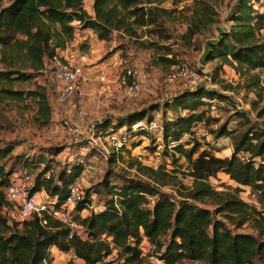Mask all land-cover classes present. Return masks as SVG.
I'll list each match as a JSON object with an SVG mask.
<instances>
[{"label":"trees","instance_id":"trees-1","mask_svg":"<svg viewBox=\"0 0 264 264\" xmlns=\"http://www.w3.org/2000/svg\"><path fill=\"white\" fill-rule=\"evenodd\" d=\"M83 1L8 0V5H0V62L10 61L12 54L23 55L34 72L42 71L47 62L50 63L55 55H59L72 42L79 29L98 32L99 39L119 30L135 34L133 26L141 28L156 24L159 16L157 12L163 10L152 5L164 0H140L146 7H135L138 5L136 0H92L93 16L84 9ZM173 1L179 3L183 0ZM133 7L135 9L130 10ZM131 18L134 19L129 22ZM232 20L230 30L223 32L210 45L208 60L235 63L238 72L264 69V40L256 37L264 29L262 0H236ZM13 75H17L15 78L18 80L32 77L31 74L17 71H0V82L11 81ZM1 92L10 98L21 99L23 96L11 90ZM27 95L38 101V113L46 121L50 114L46 95L41 92ZM212 99L217 103H232L234 107L237 103L217 90L201 88L187 90L166 103L167 111L173 116L163 121V142L166 145L169 142L178 143L185 135L193 141L191 130L199 126L205 115L199 109L203 106L212 107L207 104ZM155 110L158 108L153 112ZM237 111L242 118H248L245 110ZM146 117L143 112L133 113L112 129H109L111 123L97 125V129L107 132L126 127L127 135L136 137L145 133L132 134L130 127ZM147 119L153 120L155 117ZM231 135L232 132L225 127L218 129V138ZM174 150L188 163V177L192 180V186L184 191L174 187L175 195L160 193L158 189L166 184L164 178L168 176L162 175L160 169L154 170L139 164L136 168L141 179L125 181L119 187L110 188L103 183L109 188L110 196L105 206L96 213L91 211L88 217H77L86 239L74 237L68 240L69 230L66 227L51 220L42 226L36 216L23 222L22 230L18 231L17 223L9 225L0 215V264H48L51 248L63 253L72 251L83 264H113L107 259L112 250L110 244L122 251L124 264H137L141 254L137 243L144 238L155 245L156 255L163 264H180L183 261L188 264H264L263 213L255 215L240 200L239 194L218 192L207 182L208 178L223 173L239 187L257 192L264 205L262 134L253 128L243 132L234 139L229 158L216 157L207 150L198 153L197 142L190 149H184L179 143ZM10 153V149H0V189L8 185L15 173L13 165L8 172L1 165V161ZM196 153L198 155L194 158ZM240 154H249V158H241ZM118 158L120 154H112L109 160L113 163ZM254 159H258V163ZM24 166L38 170L43 162L27 166L25 161ZM83 168V165L75 163L68 171H61L55 179L51 164L47 162L37 173L32 192L44 191L50 198L63 201L69 186L80 178ZM47 172H51L49 179L43 177ZM241 192L238 188L237 193ZM3 194L0 191V209L8 204ZM149 197L153 200H149ZM205 202L217 207L216 214H228L226 216L231 223L217 220L212 211L201 206ZM88 206H91L89 190L83 194V200L77 202L75 212L80 213ZM235 218H238L237 224L234 223ZM249 220L254 222L257 237L235 231ZM103 235L111 238L110 243L101 239Z\"/></svg>","mask_w":264,"mask_h":264},{"label":"rangeland","instance_id":"rangeland-1","mask_svg":"<svg viewBox=\"0 0 264 264\" xmlns=\"http://www.w3.org/2000/svg\"><path fill=\"white\" fill-rule=\"evenodd\" d=\"M136 1L138 5L135 7H146L140 0ZM262 2L264 6V0ZM235 3L236 0H183L179 3L164 0L160 4L152 5L163 10L157 12L159 16L156 24L141 28L133 26L135 34L119 30L112 31L104 39H99L98 32L79 29V35L84 31L80 36L84 40L80 42L78 39L75 44L74 49L78 48L76 59L77 61L85 59L79 64L90 77V82L62 105L56 101L59 85L53 78L49 62L38 72L33 71L23 55L12 54L10 61L0 62V71H17L20 74L32 75L27 80H18L15 78L18 76L13 75L11 81L0 82L1 91L11 90L23 95L18 99L0 93V149L11 150V153L1 161V165L7 172L13 165L14 174L18 175L28 169L24 166L25 161L27 166H35L41 161L44 166L49 162L56 179L61 171H68L72 165L79 163L84 167L80 176L83 181V192L85 194L89 190L91 206L100 209L110 199L108 195L110 187H119L125 181L141 179L136 168L139 164L154 170L160 169L162 175L168 176L164 178L166 184L158 189L160 193L175 195L174 187L181 191L189 188L192 180L188 177V163L174 150L179 143L184 149H190L197 142L198 153L207 150L216 157L229 158L233 151L234 139L246 130L253 128L262 134L264 139V69L238 72L235 63L227 64L219 59L208 60L210 45L233 25L232 13ZM92 4V0L83 1L84 9L91 16ZM0 5H8V0H0ZM133 19L131 18L129 22ZM256 37L258 40H264V29L257 33ZM130 66L136 67L140 73V90L131 97L125 95L117 81L121 71ZM183 66L209 76L211 79L209 87L200 85L198 88L217 90L223 96L239 101L248 113V118H242L232 103L220 102L207 108L203 106L199 111H203L205 115L198 127L205 129L207 136L194 138L192 141L185 135L180 142H169L166 145L163 139L160 140L158 133H155L157 140L149 136L145 141L128 142L120 158L113 163L109 160L112 155L110 147L105 144L104 151L100 150L102 145L99 142L97 148L89 144L91 137L88 136V132L91 128L97 137L99 135L97 125L111 123L109 129H112L133 113L143 112L147 116L145 119L155 117L162 127L163 121L173 116L167 111L166 103L187 91L181 82L167 85L165 78L174 69ZM99 75H106L107 82H99L97 79ZM33 92L44 93L47 97L50 114L46 121L38 113V101L27 95ZM156 107L158 110L153 112ZM64 122L77 128L81 137L80 142H74L68 135ZM220 127H225L232 135L228 138H218L217 132ZM240 157L248 159L249 154H240ZM253 161L258 163V159ZM183 178L184 182L181 181ZM207 182L218 192L239 194L240 200L242 199L255 215L258 212L264 214V205L253 189L239 187L223 173L208 178ZM238 188L241 189V193H237ZM0 191L3 193V189ZM201 206L212 211L217 220L231 223L226 216L228 214L215 213L217 207L206 202ZM14 210L8 203L6 207L0 209V215L9 225L17 223L16 229L21 231L22 226L16 222L18 216ZM89 214L88 209L76 214L74 222L79 226L77 217L85 218ZM235 219L234 223L237 224L238 218ZM253 223L249 220L235 231L257 237L258 232ZM79 234L86 239L81 227ZM101 239L108 243L111 241L106 235ZM110 247L112 250L107 259L113 264H124L125 257L122 256V251L113 248L111 244ZM137 249L141 252L137 264H163L156 255L155 245L149 240L142 239L137 243ZM49 259L48 264H83L72 251L63 253L54 248L50 249ZM180 264L188 263L183 261Z\"/></svg>","mask_w":264,"mask_h":264},{"label":"built area","instance_id":"built-area-1","mask_svg":"<svg viewBox=\"0 0 264 264\" xmlns=\"http://www.w3.org/2000/svg\"><path fill=\"white\" fill-rule=\"evenodd\" d=\"M257 5H254L256 8ZM50 69L54 80L59 85V91L57 95V103L59 105L67 103L74 94L79 91L81 87L90 82V77L86 74L85 69L80 65L72 61L65 60L60 55H55L50 61ZM99 82L106 83L107 76L99 75L97 77ZM119 87L123 88L126 96H134L140 90V73L139 70L130 66L121 71L117 77ZM181 82L186 90L194 91L200 85L209 87L211 79L207 75H201L197 70L183 66L174 69L170 72L166 78L165 83L167 85H173ZM220 103V102H218ZM215 99L208 100L207 104H218ZM240 104V105H239ZM237 110L242 111V105L239 101L235 103ZM64 126L67 129L68 135L74 140V142H80L81 137L77 128L72 127L69 123L64 122ZM132 134L138 132H144V135L133 137L127 135L126 127L117 131L111 130L107 132L99 131V135L94 136V129L91 128L88 132L90 138L89 144L93 148L98 147V142L102 145L100 150L105 151V144L112 149V154L119 155L127 147V143L130 140L134 142H140L147 140V137L152 136L154 140H157L155 133L160 136L162 141V127L155 119H144L133 123L130 127ZM190 135L192 138L198 139V137L207 136V132L198 126H195ZM104 134V136H101ZM95 138V139H93ZM103 138V140H102ZM104 142V143H103ZM43 166L38 170L25 169L23 172L14 174L8 185L3 189L5 200L16 210L18 222L21 224L30 220L36 216L42 226H46L48 221H55L69 230L68 240L74 237H81L79 234L80 227L74 222L76 214L75 208L79 200H83V181L81 178L76 179L68 188V193L63 201L57 198H50L44 191L32 192L35 185V178L38 172L42 170ZM50 173L47 172L43 175L45 179H49ZM141 177V176H140ZM191 180V178H190ZM184 182V178L181 179ZM192 186V185H191ZM190 186V187H191ZM153 200L152 198H148ZM242 200V199H241ZM245 203V202H244ZM90 210L96 213L99 208L88 206L81 212ZM264 217V214L262 215Z\"/></svg>","mask_w":264,"mask_h":264},{"label":"crops","instance_id":"crops-1","mask_svg":"<svg viewBox=\"0 0 264 264\" xmlns=\"http://www.w3.org/2000/svg\"><path fill=\"white\" fill-rule=\"evenodd\" d=\"M81 34L83 35L84 31ZM82 35H79V32L77 31L75 33V38H74L73 42H71L69 44V46L66 47L64 50L60 51L59 55L61 57H63L65 60L72 61V62H75L77 64H79L81 61H84L85 60L84 58L77 61L76 55L78 53V48L74 49L75 44H77L76 42H77L78 39H79L80 42H81V40H84V38H82V39L80 38V36H82ZM14 212H16V210H14ZM82 218H84V217H82ZM54 249H56V248H54Z\"/></svg>","mask_w":264,"mask_h":264}]
</instances>
